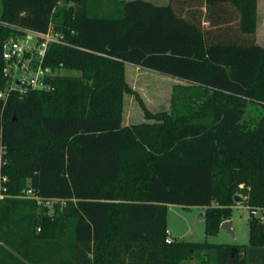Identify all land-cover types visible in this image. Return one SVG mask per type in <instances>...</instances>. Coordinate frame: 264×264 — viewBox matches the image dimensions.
<instances>
[{"label":"trees","instance_id":"trees-1","mask_svg":"<svg viewBox=\"0 0 264 264\" xmlns=\"http://www.w3.org/2000/svg\"><path fill=\"white\" fill-rule=\"evenodd\" d=\"M218 1L236 7V32L220 25L217 7L216 27L203 29L146 0L113 11L101 0H0V90L2 43L17 27L60 36L43 57L55 71L50 88L0 97V264H264L254 216L249 246L234 245L232 256L229 244L165 240L168 204L202 206L208 234L230 218L239 191L249 209L264 208L256 0ZM126 62L185 82L168 110L145 106ZM126 93L145 120L122 122Z\"/></svg>","mask_w":264,"mask_h":264},{"label":"rangeland","instance_id":"rangeland-1","mask_svg":"<svg viewBox=\"0 0 264 264\" xmlns=\"http://www.w3.org/2000/svg\"><path fill=\"white\" fill-rule=\"evenodd\" d=\"M60 4L63 1L59 2ZM264 14V0H261V10L259 13ZM260 15V14H259ZM260 36L264 39V20L260 27ZM264 43V41H263ZM125 79L127 84L137 92L145 106L154 111L168 110L170 108L173 88L177 84L185 82L175 77H170L156 73L154 71L136 66L126 62ZM143 109L137 99L131 93H126L123 96V122H139L143 121ZM126 124V123H125ZM242 184L239 185V188ZM242 200L235 202L231 206V216L226 220L231 221L233 235L226 229L218 227L215 232L208 234L205 231L203 210L200 206H182L179 204L167 205L166 224L169 236L178 240L189 242H209L223 243L238 247L249 246V218L254 216L259 219L264 228V209L257 211V214H252L246 202L243 200L247 197L245 192L237 193ZM52 211L53 202L45 203ZM262 216V217H261ZM225 221V220H224ZM243 248V249H245ZM184 264H203L197 259H189Z\"/></svg>","mask_w":264,"mask_h":264},{"label":"built area","instance_id":"built-area-1","mask_svg":"<svg viewBox=\"0 0 264 264\" xmlns=\"http://www.w3.org/2000/svg\"><path fill=\"white\" fill-rule=\"evenodd\" d=\"M20 34L10 35L3 40L2 43V58L4 60L3 72L7 78V85L0 90V97L6 98L11 91H16L22 94L29 88L48 89L50 83L47 78L52 76L55 71L51 67L43 64V57L46 48L50 42L60 41V36L52 31L49 26L46 32H39L33 29L17 27ZM3 160L0 155V165ZM5 177L0 176V198L3 197L1 182ZM24 196L34 198L37 201L49 203L50 199H42L39 195L33 193L31 188L24 190ZM264 208H252L250 212L257 214ZM262 217V216H261ZM168 232V230H167ZM171 238L166 236L165 240Z\"/></svg>","mask_w":264,"mask_h":264},{"label":"crops","instance_id":"crops-1","mask_svg":"<svg viewBox=\"0 0 264 264\" xmlns=\"http://www.w3.org/2000/svg\"><path fill=\"white\" fill-rule=\"evenodd\" d=\"M101 1L103 3V8L105 10L113 11L114 9L118 8L117 7L118 5H116L118 1H127V0H101ZM146 1H149L152 4L158 6H170L177 16L185 20H188L192 23L198 24L203 29H210V28L213 29L214 27H216L215 24L210 25L209 13H211V10H213L214 7L215 8L217 7L218 13L221 14L222 17L221 19L226 20L223 24L220 25H222L223 27H228L230 32H234V31L236 32L239 14L236 7L230 2L218 1L213 3V0H146ZM260 10H261V0H256V25H255L254 36H255V41L258 44L264 45L263 43L264 39L259 34L261 23H263L264 20V14L261 12L259 13ZM162 75H166V74H162ZM123 123L127 124L129 122H123ZM168 235H169V231H168Z\"/></svg>","mask_w":264,"mask_h":264},{"label":"water","instance_id":"water-1","mask_svg":"<svg viewBox=\"0 0 264 264\" xmlns=\"http://www.w3.org/2000/svg\"><path fill=\"white\" fill-rule=\"evenodd\" d=\"M239 200H240V196L239 195H234V201L238 202ZM220 227L228 230L233 235V229H232V225H231V221L230 220L223 221L220 224ZM262 227H263V224L260 225V228H262ZM235 251H236V248L234 246H232L230 255L232 256Z\"/></svg>","mask_w":264,"mask_h":264}]
</instances>
